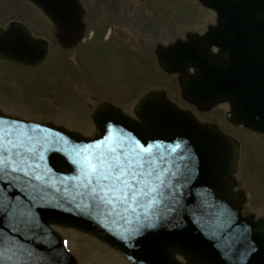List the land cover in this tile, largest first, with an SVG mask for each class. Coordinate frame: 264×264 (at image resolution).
I'll use <instances>...</instances> for the list:
<instances>
[{
	"label": "water",
	"instance_id": "95a60500",
	"mask_svg": "<svg viewBox=\"0 0 264 264\" xmlns=\"http://www.w3.org/2000/svg\"><path fill=\"white\" fill-rule=\"evenodd\" d=\"M34 1L49 13L57 24H61V19H66L67 13L62 11L60 15L58 7L51 8L47 0ZM201 1L205 6L216 10L219 16L222 15L225 24L236 23L237 0ZM249 1L246 0L248 4ZM250 13L251 10L246 17L248 23ZM263 22L264 20L261 21ZM200 40L193 39L190 44L178 45L176 49L164 53L167 57L172 53L174 59L170 60V57L162 59L163 66L180 71H183V66L186 65L198 67L197 76L184 78L182 81L186 97L190 101L207 108L220 101L230 100L233 103V111L229 115L231 120L264 131V103L259 106H253L251 103L250 77L234 72L233 68L232 72H229L228 68L221 69L219 65H212L196 48ZM0 53H4L3 57H8L4 49H0ZM171 61L175 66H172ZM238 61L239 59L233 57L229 65ZM239 81L241 89L237 91ZM138 111L143 120L141 124L121 117L111 108L101 107L96 117L102 135L93 141L53 127L35 128L4 117L0 113V125L6 131L13 130L14 125L15 130L26 129L38 139L45 138L53 142V147L43 151L44 159L39 163L42 170H49L50 176L58 185L53 194L50 191L52 186H45L44 195L50 201H57L63 197V207L56 209L49 205L47 210L41 211V206L37 204L34 207L38 212L40 227L35 233L15 230L14 226L11 230L12 242L32 251L33 256L27 258L29 264H77L62 248L60 239L50 231V223L76 226L94 233L128 255L136 264L165 263L169 261L167 255L170 249L187 254L191 264H264L260 258L262 254L260 248L264 251V222L252 223L239 215L237 203H232L233 184L226 181L227 177L232 175L237 162V148L234 143L210 127L199 126L190 115L170 107L163 94L148 95ZM114 130L120 134L115 137L116 139H109V133ZM125 135L139 139L146 146L157 145L158 148H154V152L158 150L162 153L175 143L184 142L182 146L186 143L188 149H193V152L197 153L195 156L197 166H190L192 160L188 161L185 164L187 167L183 168L186 177L181 180L180 174L183 170L174 167L176 158L170 154L169 168L177 172L172 183L182 186L186 184L187 189L184 187L180 189L179 204L173 205L170 200L165 199L152 210L158 217L153 227L135 232L133 229L136 220L131 214H126V220H121L119 216L112 218V214L109 213L110 219L107 220L104 215L97 217L81 212L70 202L73 194L72 185L75 183L70 178L78 175L76 166L71 163L75 151L84 147L95 150L98 145L111 146ZM61 141L66 143H60ZM60 180L64 181L63 186L59 183ZM1 185L0 190L6 192L13 200L26 201L32 195L19 187ZM64 187L67 188L66 192L63 191ZM172 207L175 211H172ZM103 211L105 210H101ZM226 214L230 217L228 218L230 224L225 223ZM239 228L244 229L250 236L237 232ZM250 230L258 231L252 233ZM219 232L223 234L216 239L215 234ZM23 235L29 237L26 243L23 242L24 237H21ZM16 237L21 239L17 240ZM239 238L243 241L242 246L235 244ZM254 239L257 243L263 244L256 247ZM41 240H44V244L38 243H42ZM3 264L10 262L5 260Z\"/></svg>",
	"mask_w": 264,
	"mask_h": 264
},
{
	"label": "flooded vegetation",
	"instance_id": "af4514ba",
	"mask_svg": "<svg viewBox=\"0 0 264 264\" xmlns=\"http://www.w3.org/2000/svg\"><path fill=\"white\" fill-rule=\"evenodd\" d=\"M64 1L81 7L82 21L53 24L30 0H0V28L7 30L13 22L22 23L33 37L47 44L46 58L38 66L0 61V75L11 74L31 89L54 92L50 98H59L63 105L81 99L82 93L81 101L92 106L98 101V88L118 89L121 98L102 102L125 105L149 91L176 86V76L164 73L161 77L156 48L186 39L190 27L146 21L144 11L154 7L153 0ZM261 7L252 5V9ZM252 19L254 24H223L218 33V39L224 40L222 49L213 45L207 52L228 60L243 51L250 55L251 73L264 75V53L253 51L259 48L254 42L264 39V17L254 12ZM211 25L202 24L198 32L205 34ZM230 42L234 45H228Z\"/></svg>",
	"mask_w": 264,
	"mask_h": 264
},
{
	"label": "snow or ice",
	"instance_id": "6c2138e0",
	"mask_svg": "<svg viewBox=\"0 0 264 264\" xmlns=\"http://www.w3.org/2000/svg\"><path fill=\"white\" fill-rule=\"evenodd\" d=\"M12 129L6 131L0 125V184L19 187L32 195L26 201L13 200L0 190V216L6 218L15 230L34 234L40 227L35 205L39 204L41 211L47 210L49 205L56 209L63 207V197L50 201L44 195V187L54 186L56 181L49 170L40 168L39 163L44 159L43 151L53 147V142L38 139L26 129L15 130L14 125ZM182 143L177 142L167 153H160L153 151L157 145L146 146L139 139L125 135L111 146L76 150L71 163L76 166L78 175L70 178L75 181L70 202L88 215L107 217L111 213L112 218L119 216L126 220V214H131L136 220L134 232L153 227L158 218L153 209L165 199L173 205L180 202L178 197L183 186L170 179L176 177L177 172L169 168V156L182 149ZM180 158L189 159L186 149L182 150ZM59 183L63 186L64 181ZM63 191L66 192L67 188L64 187ZM172 211H175L174 207ZM5 241L8 237L0 231V264L5 260L10 264H29L27 258L33 256L31 250L15 242L5 246Z\"/></svg>",
	"mask_w": 264,
	"mask_h": 264
},
{
	"label": "rangeland",
	"instance_id": "374dc122",
	"mask_svg": "<svg viewBox=\"0 0 264 264\" xmlns=\"http://www.w3.org/2000/svg\"><path fill=\"white\" fill-rule=\"evenodd\" d=\"M158 2L160 7L159 24H213L215 15L203 9L197 0H153ZM158 12V11H157ZM159 13H156L157 16ZM152 16V15H150ZM172 22V23H171ZM23 81L16 80L11 74L1 75L0 88L8 91L9 95L0 91V107L8 111L14 117L31 122L49 121L72 125L76 121H89L90 112L84 102L74 100L66 102L65 106L40 107L44 100L39 99L30 93L31 86ZM16 83V84H13ZM19 86H18V85ZM6 94V95H5ZM8 95V96H7ZM96 98L100 100H115L121 98L122 94L115 88H98ZM175 96L176 94L173 93ZM179 101V100H178ZM51 98H47L45 104L50 105ZM39 109V110H36ZM126 110L130 112L129 105ZM227 107L222 106L216 111L225 112ZM214 117L224 121L221 115L216 112ZM218 115V116H217ZM209 119V115L205 116ZM210 121H216L211 119ZM225 124V122H222ZM89 131L88 126H84ZM223 130V128L221 127ZM240 135L245 139L244 153L252 154L254 166L251 172L246 171L241 178L244 189L250 195V204L255 207V214L264 217V136L254 134L245 130H239ZM59 234L69 241V248L78 260L86 264H125L123 258L117 252L109 249L93 237L83 235L79 232L72 233L69 229L55 228Z\"/></svg>",
	"mask_w": 264,
	"mask_h": 264
}]
</instances>
